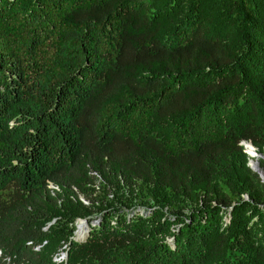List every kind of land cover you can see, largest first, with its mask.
<instances>
[{
	"label": "trees",
	"instance_id": "obj_1",
	"mask_svg": "<svg viewBox=\"0 0 264 264\" xmlns=\"http://www.w3.org/2000/svg\"><path fill=\"white\" fill-rule=\"evenodd\" d=\"M242 141L264 0H0V264H264Z\"/></svg>",
	"mask_w": 264,
	"mask_h": 264
},
{
	"label": "rangeland",
	"instance_id": "obj_2",
	"mask_svg": "<svg viewBox=\"0 0 264 264\" xmlns=\"http://www.w3.org/2000/svg\"><path fill=\"white\" fill-rule=\"evenodd\" d=\"M246 142H249V141H246ZM251 143V142H250ZM252 144V143H251ZM250 159V158H249ZM251 160V159H250ZM259 165H260V161H262V165H264V158H259ZM261 167V166H260ZM263 170H264V168L263 167H261ZM99 181H100V179H99ZM59 189V188H58ZM113 191V190H112ZM111 191V192H112ZM100 192H101V190H98V191H95V192H93V196L95 197V196H97V198H98V194H100ZM103 197H105L107 200H113L112 198H113V193H108V194H104V195H102ZM119 197V199L120 200H127V202H128V204H131V203H135V204H133V205H137V204H139V203H137V201H138V199H137V196H136V193L133 191V192H130L129 190H127V191H125V195H121V196H118ZM80 198H83L85 201H86V203L88 204V201L82 196V195H80ZM152 204V202H150L148 205L150 206ZM141 205V204H140ZM136 210H139V212L140 213H144L145 211L144 210H146V209H144V208H136ZM78 221V224H79V222L80 221H82V220H77ZM76 221V222H77ZM76 225H75V230H76V228H77V223H75ZM74 237H77L76 236V234H75V232H74ZM83 238V237H82ZM59 258H61V256L59 257ZM58 258V259H59Z\"/></svg>",
	"mask_w": 264,
	"mask_h": 264
},
{
	"label": "bare ground",
	"instance_id": "obj_3",
	"mask_svg": "<svg viewBox=\"0 0 264 264\" xmlns=\"http://www.w3.org/2000/svg\"><path fill=\"white\" fill-rule=\"evenodd\" d=\"M245 149L249 153V157L251 159V162H254L255 160L258 161L259 158H262V156H264V152L261 153V156L260 155H257L259 153L258 150L256 148H254V145L251 144L250 142H245ZM258 167L260 168L259 170H261V175H262V177L264 179V170L260 167L259 161H258ZM76 233H77L76 236L79 239H81L85 235V233H86V226H85V223L83 221H80L79 224L77 225Z\"/></svg>",
	"mask_w": 264,
	"mask_h": 264
},
{
	"label": "water",
	"instance_id": "obj_4",
	"mask_svg": "<svg viewBox=\"0 0 264 264\" xmlns=\"http://www.w3.org/2000/svg\"><path fill=\"white\" fill-rule=\"evenodd\" d=\"M245 142L246 141H242L240 144H242L244 146V151L249 155V153L247 152V150L245 149ZM251 142V141H249ZM252 143V142H251ZM254 148H256L254 146ZM257 149V148H256ZM256 155V154H255ZM257 155H260L261 156V153H258ZM264 156H262L263 158ZM248 166L250 167L251 170H253L254 172H256L258 174V176L260 177L261 181L264 182V179L261 175V170H259L260 168L258 167V161L255 160L254 162H251V160L249 159L248 161ZM246 197V196H245ZM247 198V197H246ZM79 220H82L85 224L87 223V221L85 219H79ZM64 255L66 256V253L64 252Z\"/></svg>",
	"mask_w": 264,
	"mask_h": 264
},
{
	"label": "built area",
	"instance_id": "obj_5",
	"mask_svg": "<svg viewBox=\"0 0 264 264\" xmlns=\"http://www.w3.org/2000/svg\"><path fill=\"white\" fill-rule=\"evenodd\" d=\"M49 188H51V189H56V190H58V187L57 186H55L54 184H52V183H49ZM81 200H83V202H85L86 203V201L83 199V198H81ZM77 224H78V221L76 222ZM77 230V229H76ZM76 232V231H75ZM64 257H65V255H64V253H62V255H61V258L60 259H64ZM58 259V258H57Z\"/></svg>",
	"mask_w": 264,
	"mask_h": 264
}]
</instances>
